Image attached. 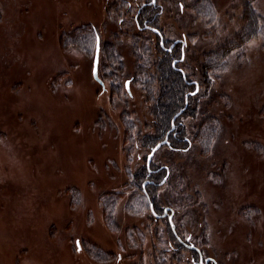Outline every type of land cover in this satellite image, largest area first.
<instances>
[{
  "label": "rangeland",
  "instance_id": "374dc122",
  "mask_svg": "<svg viewBox=\"0 0 264 264\" xmlns=\"http://www.w3.org/2000/svg\"><path fill=\"white\" fill-rule=\"evenodd\" d=\"M156 2L161 29L184 41L179 66L200 83L179 119L190 142L175 139V148L164 145L151 158L170 168L153 188L156 203L173 207L176 230L203 257L264 264V0ZM129 7V0H0V264L196 261L166 217L152 218L135 185L149 150L140 139L154 132L155 118L153 94L136 75L151 57L137 60L144 47L133 33L154 44L152 56L157 36L135 29ZM249 10L263 27L242 43ZM94 34L102 84L92 75ZM109 44L120 58L111 66ZM91 246L103 251L101 261L89 256Z\"/></svg>",
  "mask_w": 264,
  "mask_h": 264
},
{
  "label": "trees",
  "instance_id": "16d2710c",
  "mask_svg": "<svg viewBox=\"0 0 264 264\" xmlns=\"http://www.w3.org/2000/svg\"><path fill=\"white\" fill-rule=\"evenodd\" d=\"M121 1V0H120ZM131 4L138 2L137 9L134 8V15H136V21L135 17L133 20V26H135V29L143 32V31H152L157 36V48L156 52L152 56L151 51L154 44L152 43H146L144 40H141L139 37V34H134L135 41L137 44V47H144L143 54L139 53V50H135L137 60L140 61L141 57L146 56L151 57V63L148 62L144 63L142 61L139 62L137 65V72L136 75L140 76L141 81L144 86L146 87L148 94L150 96V93L152 92V111L151 114L154 116L155 120V130L154 132L144 134L141 137V142L143 147H147L148 153L150 152L151 148L157 144L158 142L165 141L164 144H162L160 147L167 145L171 148L173 145H175L174 142L182 140L185 143V146H187V142H190L187 136H183V130L179 128V119L182 116L183 113L187 114L189 113V108L193 104H195V97L198 94L199 91V84L196 80H191L188 77V73L179 66L180 62H183L184 60V41L180 40L179 42L175 43L174 46H170V42L173 40H169L167 35L165 34L164 30L161 29L159 21H160V15L162 14V10L159 6H157V2H151V0H132ZM146 3V4H145ZM205 4L203 6V10L205 13H201L202 16L206 17L209 14L210 6L206 1L202 2ZM130 10H133V8H130ZM144 22L146 24L151 22L154 28L147 29L144 25ZM155 26L159 28L158 30L163 33V36H165V39L163 41L162 35L159 31L155 29ZM263 27V20L258 16V14H255L254 11L249 10V17L247 18L246 25L243 28V34L241 36V42L245 43L250 38L257 35L259 29ZM95 31V30H94ZM97 31L94 33L96 34ZM160 34H159V33ZM94 34V37L96 39V36ZM160 35V36H159ZM93 37V38H94ZM141 41V42H140ZM160 41L162 42V46L160 45ZM75 43H78L76 40ZM141 44V45H140ZM85 46V44H83ZM147 47V48H146ZM102 48V44H101ZM113 50V51H112ZM226 51V50H225ZM114 53V55H113ZM105 59H107L110 63V66L114 63H120V58H118L117 52L114 50V47L112 45H107L106 53H105ZM146 59H144L145 61ZM109 62L107 64L109 65ZM150 63V64H149ZM219 63H210L209 65L205 64L204 66V72L203 75L207 76V73L209 69L213 66H217ZM206 72V73H205ZM208 77V76H207ZM55 78H53L54 80ZM52 80V81H53ZM101 80V79H100ZM208 78H206V81ZM117 89H119V86L116 85ZM122 86V84H121ZM123 91L129 95L128 91L124 88ZM123 121V120H122ZM124 126V122H123ZM125 129V126H124ZM128 131V127H127ZM176 139V140H175ZM158 148V149H159ZM147 153V154H148ZM154 155V154H153ZM147 156V155H146ZM145 156V157H146ZM150 167H153V164L150 163ZM162 167V166H161ZM140 174L135 180V185L138 187L139 191H141L142 195H144L145 200L147 202L148 208L150 207L156 208L158 206V202L156 203V193L153 191L154 187H159V185L165 183V179L169 176L170 168L168 166H163L160 170L157 172H149L146 166V158H145V165L141 166L139 168ZM146 181V183L143 185V183ZM70 187L66 190L69 191ZM155 190V188H154ZM134 194L128 196V204L129 207H131L130 202ZM72 199V198H71ZM71 201V200H70ZM73 202V199H72ZM112 209L114 205L111 203L109 204ZM116 207V205H115ZM109 220V218H107ZM104 226L108 227L107 223L103 221ZM110 227V226H109ZM108 229L110 231H113L111 227ZM169 233L170 228L168 226ZM103 253L100 251H97V249L94 246H91V249L87 248V253L89 256L96 260L101 261L103 258L99 253ZM106 254V253H105ZM96 255V256H95ZM100 259V260H99Z\"/></svg>",
  "mask_w": 264,
  "mask_h": 264
},
{
  "label": "flooded vegetation",
  "instance_id": "af4514ba",
  "mask_svg": "<svg viewBox=\"0 0 264 264\" xmlns=\"http://www.w3.org/2000/svg\"><path fill=\"white\" fill-rule=\"evenodd\" d=\"M151 2H156V0H154V1H152L151 0ZM138 4V2H136V3H132L131 4V2H130V7L129 8H135V9H137V5ZM146 4V3H145ZM135 17V21H136V15H134L133 14V18ZM149 24H152L151 22H149ZM148 23L146 24V22H144V25H145V27L147 28V29H149V28H154L152 25H149ZM155 29L157 30V31H159L158 29L159 28H157L156 26H155ZM160 33H161V31H159ZM158 32V33H159ZM159 33V34H160ZM161 35H162V39H163V41H164V39H165V36H163V33H161ZM160 36V35H159ZM180 40H182L181 38H177V39H173L171 42H170V46H168V47H172V46H174L175 45V43H177V41L179 42ZM160 45L162 46V42L160 41ZM98 75V74H97ZM99 78V77H98ZM100 79V78H99ZM102 82V81H101ZM162 142H164L165 143V141H162ZM159 143V142H158ZM163 143V144H164ZM156 145V144H155ZM154 145V146H155ZM153 146V147H154ZM161 146V145H160ZM159 148V147H158ZM157 148V149H158ZM152 149V148H151ZM156 149V150H157ZM155 150V151H156ZM151 151V150H150ZM154 151V152H155ZM150 153V152H149ZM148 153V154H149ZM147 154V155H148ZM154 154V153H153ZM153 156V155H152ZM152 158V157H151ZM150 161H151V159H150ZM146 166H147V169L149 170V172L151 171H153V172H157L158 170H160L163 166H166V165H154L153 164V167H150V162L149 163H147V156H146ZM162 166V167H161ZM146 182V181H145ZM150 212H151V214H152V218H155V219H161V218H165L166 217V221H167V225L169 226V228H170V235L173 237V239H175L176 240V242H178V244L181 246V247H184V248H186V249H188V250H190L191 252H190V257L192 258V259H196V255H197V259H196V261H193V263L192 264H216V262L214 261V259L212 258V257H209V256H207V257H203V255L201 254V252H200V249L196 246V245H194L193 243H191V242H189L187 239H184V238H181V236L179 235V233H178V231L176 230V228H175V226H174V224H173V219H172V217H173V214H174V210H173V207H171L170 205H165V206H162L160 209H159V207L158 206H156V208H153V207H150ZM171 220V221H170ZM190 245H192L193 247L191 248V247H189ZM193 250V251H192ZM196 252V253H195ZM118 258H120V254H118ZM206 258H210V260H208V262H205V259Z\"/></svg>",
  "mask_w": 264,
  "mask_h": 264
},
{
  "label": "water",
  "instance_id": "95a60500",
  "mask_svg": "<svg viewBox=\"0 0 264 264\" xmlns=\"http://www.w3.org/2000/svg\"><path fill=\"white\" fill-rule=\"evenodd\" d=\"M154 1V0H152ZM98 49H99V38H98V35L96 36V45H95V52H94V57H93V66H92V75L94 77L95 80H97L100 84H102L101 80L98 78V75H97V63H98ZM126 86V89L128 90V85H127V82L125 84ZM164 142H159L157 143L154 147H152L150 153L147 155V163L150 162V159L154 153V151L160 146L162 145ZM146 182L143 183V185L145 184ZM171 221V220H170ZM189 247H193L192 245H190ZM208 260H210V258H206L205 259V262H208Z\"/></svg>",
  "mask_w": 264,
  "mask_h": 264
}]
</instances>
